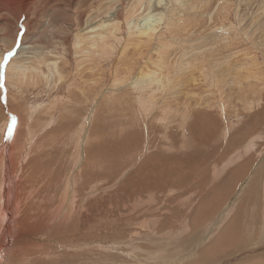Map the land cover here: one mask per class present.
<instances>
[{"label": "rangeland", "instance_id": "rangeland-1", "mask_svg": "<svg viewBox=\"0 0 264 264\" xmlns=\"http://www.w3.org/2000/svg\"><path fill=\"white\" fill-rule=\"evenodd\" d=\"M156 2L0 0L3 264H264V0Z\"/></svg>", "mask_w": 264, "mask_h": 264}, {"label": "bare ground", "instance_id": "bare-ground-1", "mask_svg": "<svg viewBox=\"0 0 264 264\" xmlns=\"http://www.w3.org/2000/svg\"><path fill=\"white\" fill-rule=\"evenodd\" d=\"M155 1V0H154ZM157 2L156 3H158V4H160L161 3V1L162 0H156ZM69 5H71V4H69ZM98 8V7H97ZM149 8H151V5L149 6ZM111 9H113V8H110V10ZM107 10V9H106ZM113 10H115V9H113ZM97 12H98V10H97ZM108 12V11H107ZM96 13V12H95ZM114 13L115 12H113V15H112V17L110 18V19H113L114 18ZM102 14V13H101ZM107 15V14H106ZM105 15V16H106ZM108 16V15H107ZM150 16V15H149ZM108 18V17H107ZM145 19V18H144ZM148 19V18H147ZM151 19V18H150ZM160 19H161V17H160ZM159 20V19H158ZM152 22L150 23H145V25L143 24V26H140V30L139 31H137V34H139V35H142V36H146L147 35V33H148V31H150V33H154V31L157 29V27L159 26V23L157 22V21H155V20H151ZM107 22V21H106ZM111 22H113V21H111ZM138 22H139V20H138ZM95 23V22H94ZM109 23V22H108ZM97 24V23H96ZM135 24H138L137 22H134L133 23V25H135ZM110 25H112V24H109V26ZM100 27H102V29L101 28H99V29H101V30H103V31H107L108 30V25L107 26H105V25H99ZM97 27V26H96ZM92 28V27H91ZM110 29V28H109ZM96 30V29H95ZM94 31V30H93ZM97 31H99V30H97ZM100 32V31H99ZM109 33V32H108ZM6 138V137H5ZM14 142V141H13ZM8 157V156H7ZM175 157V156H174ZM2 159V158H1ZM168 159H170V158H168ZM173 159V158H172ZM9 161V160H8ZM8 161L7 160H5V163H4V170H3V175L5 176L6 174L8 175L10 172H9V165H8ZM165 164V163H164ZM160 165V164H159ZM169 168V167H168ZM164 169V168H163ZM164 173H165V170H164ZM155 174V173H154ZM166 174V173H165ZM171 174V173H170ZM6 175V177H7V179H6V177H4V180L5 181H9L8 180V176ZM159 175V174H158ZM157 173L154 175V176H156V178H157ZM161 175V174H160ZM159 175V176H160ZM10 176V175H9ZM162 177V176H161ZM169 177V176H168ZM163 179H165V178H163ZM12 180V179H11ZM166 180V179H165ZM165 180H163V181H165ZM158 181H160L159 180V177H158ZM162 181V180H161ZM13 182V181H12ZM11 182V183H12ZM166 182V181H165ZM11 183H10V185H11ZM160 183V182H159ZM164 183V182H163ZM12 185H14V184H12ZM10 187V186H9ZM12 188V187H11ZM9 192V188L8 187H6L5 188V191H4V193H3V198H4V204L2 205V206H4V207H6L7 209H6V215H7V217H8V214L7 213H10L11 211H9V208H10V196H9V194L10 193H8ZM11 195V194H10ZM18 197V196H17ZM16 197V198H17ZM19 197H20V195H19ZM2 198V197H1ZM9 198V199H8ZM12 198H13V196H12ZM8 199V200H7ZM15 199V198H14ZM12 207H14V206H12ZM18 208V207H17ZM14 209V208H13ZM63 210V209H62ZM14 211V210H13ZM51 214V213H50ZM55 217V216H54ZM49 218V217H48ZM52 219V218H51ZM5 224H6V222H5ZM9 230H8V232H11V234H13V232H12V229H11V226L8 228ZM7 230V229H6ZM14 230V229H13ZM7 232V233H8ZM46 232V231H45ZM42 233H44V232H42ZM9 238V237H8ZM15 238V237H14ZM26 238V237H25ZM5 239V238H4ZM4 239H2V237L0 238V241L3 243V241L2 240H4ZM11 239V238H10ZM8 240V239H7ZM12 240V239H11ZM18 240V239H17ZM263 240V239H262ZM6 241V240H5ZM10 241V240H9ZM8 242V241H7ZM6 242V243H7ZM24 242V241H23ZM188 242V241H187ZM9 243H11V242H9ZM264 243V240H263V242H260V244H263ZM4 244V243H3ZM8 245V244H7ZM10 246H11V244H10ZM12 246H14V245H12ZM16 246V245H15ZM14 246V247H15ZM256 248L257 249H260V245H256ZM9 251V250H8ZM4 257H5V255H4ZM5 260V259H4ZM211 261V260H210Z\"/></svg>", "mask_w": 264, "mask_h": 264}, {"label": "water", "instance_id": "water-1", "mask_svg": "<svg viewBox=\"0 0 264 264\" xmlns=\"http://www.w3.org/2000/svg\"><path fill=\"white\" fill-rule=\"evenodd\" d=\"M4 255H5V246L0 243V264H3Z\"/></svg>", "mask_w": 264, "mask_h": 264}, {"label": "snow or ice", "instance_id": "snow-or-ice-1", "mask_svg": "<svg viewBox=\"0 0 264 264\" xmlns=\"http://www.w3.org/2000/svg\"><path fill=\"white\" fill-rule=\"evenodd\" d=\"M13 55H14L13 52H11V51L7 52V54H6V56H5V60L7 61V60H8L9 58H11ZM0 66H2V65H0Z\"/></svg>", "mask_w": 264, "mask_h": 264}, {"label": "crops", "instance_id": "crops-1", "mask_svg": "<svg viewBox=\"0 0 264 264\" xmlns=\"http://www.w3.org/2000/svg\"><path fill=\"white\" fill-rule=\"evenodd\" d=\"M4 222V221H3ZM5 224V223H4Z\"/></svg>", "mask_w": 264, "mask_h": 264}]
</instances>
